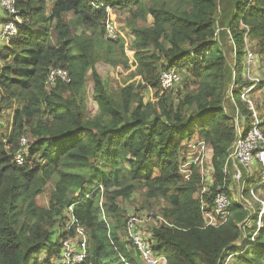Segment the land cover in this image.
Listing matches in <instances>:
<instances>
[{"label":"trees","instance_id":"1","mask_svg":"<svg viewBox=\"0 0 264 264\" xmlns=\"http://www.w3.org/2000/svg\"><path fill=\"white\" fill-rule=\"evenodd\" d=\"M20 3L24 25L6 44V53L0 41V264H53L71 215L89 236L83 264H144L140 254L135 252L139 263L133 258L135 250L119 237V227L110 225V215L121 220L117 200H129L140 188L147 198L167 204L160 209L159 225L144 226L154 254L165 257L166 264H224L226 252L235 251L233 245L243 239L241 226L250 217L247 233L258 231L256 244L233 262L264 264V223L259 229L257 215L233 201L228 222L215 228L205 227L201 210L203 201L213 205L221 190L228 193L223 168L236 137V106L252 121L241 92L256 82L243 77L244 64L242 72L238 69L249 52L258 58L251 74L259 77L264 70V0L230 5L231 19L222 36L232 38L233 68L219 44L221 0H50L49 12L45 0L38 5L18 0L16 8ZM108 8L129 12L136 20L152 19L147 28L133 26L136 83L117 95L108 89L97 63L105 59L129 67L128 58L119 41L121 50L107 47L105 53L94 44L96 36L107 32ZM251 40L257 41L258 52L245 48ZM149 45L155 52H145ZM172 69L182 73L180 86L163 89L161 75ZM87 76L98 108L92 117L79 101ZM257 79L250 95L264 89V78ZM227 98L233 106L230 116L224 108ZM195 138L211 150L214 172L211 194L198 199L197 169L192 167L187 183L179 171L184 143ZM18 153L22 164L15 160ZM91 174L97 185L85 195ZM73 191L78 193L74 200ZM245 196L250 197L249 191ZM44 197L47 205L40 204ZM44 251L49 256L39 262Z\"/></svg>","mask_w":264,"mask_h":264},{"label":"built area","instance_id":"2","mask_svg":"<svg viewBox=\"0 0 264 264\" xmlns=\"http://www.w3.org/2000/svg\"><path fill=\"white\" fill-rule=\"evenodd\" d=\"M8 1L11 2L12 7H10V12L13 13V9L16 8V4L14 5V0ZM109 10L111 9L108 8L107 13ZM12 18L8 19V24L5 26L3 36H1L2 41L7 40L4 42H9L11 39L17 37L18 27L19 25H23V23L18 20V17L14 20H12ZM114 30L115 28L113 25L106 22V31L109 38H116L117 33L114 32ZM248 55L249 57L247 58V65L245 67L243 77L256 83L245 88L241 92V99L244 103L246 102V104L249 105V110L252 112V121L249 123L248 116L243 114L239 107L236 106V102L234 101V97L230 91L229 97L236 106V113L234 115L236 137L228 152L223 168V187L224 189H227L228 193L221 190L216 195L213 205H209L204 201L202 202L201 210L203 211V217L206 222L205 227L219 228L228 222L231 216L230 209L233 204L231 196L236 195L231 192L234 187L237 188L238 192L235 202L245 206L249 211L254 210L253 208H250L249 202L245 205L239 201L240 197L245 196L246 191H248V184L254 185L255 187L252 190H249V194L253 197H255L254 194L257 195L260 191H264V134L261 130L262 120L259 111L256 110L251 100L248 99L249 95L253 92L254 87L259 83V81L258 79L253 78L251 74V65L252 63H255V60L253 59L254 56L249 52ZM60 76L65 81H70L66 73H61ZM235 77L236 72L234 71L233 84ZM180 80L181 77L177 69L166 71L161 75L162 88L166 90L172 89L180 82ZM24 145H26V139H23V146ZM188 147V153L191 155L198 154V157L193 160L191 155H187L180 166V172L187 165H191L190 169L187 171V173L191 176L192 167L200 161L201 172H198L199 176L201 175L200 179L205 180L208 183H213L214 172L212 167L211 150H209L204 141H193L188 144ZM15 160L18 164H22L24 162V157L21 153H18L15 156ZM184 163L186 166H184ZM259 202L260 207L262 208L263 206L264 209V202ZM263 209L262 211L264 212ZM252 215H254V213H252ZM263 216L264 213H261L260 216L257 215V225L259 229L262 228L261 222ZM151 220V216L142 218L135 214L129 215L125 222L124 237L134 250L140 254L144 264H166L167 260L165 257L156 256L154 254L151 242L149 241L151 234L144 230V226L151 222ZM247 227H251V217L241 226L243 239L239 243L233 245L232 249L235 251L226 252L224 256V264H229L234 257L244 254L250 249V247L256 244L255 239L258 231L248 235ZM65 233L67 234V237L62 242L60 257L52 260V263L83 264L89 253V236L86 229L73 215H71V220L68 222ZM123 261L125 264H128L127 261Z\"/></svg>","mask_w":264,"mask_h":264},{"label":"rangeland","instance_id":"3","mask_svg":"<svg viewBox=\"0 0 264 264\" xmlns=\"http://www.w3.org/2000/svg\"><path fill=\"white\" fill-rule=\"evenodd\" d=\"M17 1L18 0H14V5L16 4L17 7ZM43 0H33V2L35 3V5H38V3H41ZM46 3V9L47 12L50 11L51 7H50V0H45ZM222 2H224V5H221V11L222 14L224 13L222 9H224V7H226V13H224V15H222L220 12H218L220 20H219V30H218V38L220 40V47L221 49L224 51L225 55H226V59L228 62V66L233 68L234 64L236 63V58H235V52H234V47H233V43L231 41V36L228 34L227 37L225 38L224 36H222V32L223 29L227 28V25L229 24V20L231 19L230 16L231 14H228L230 5L232 4V1H236V0H221ZM3 4V6H2ZM20 8H14L13 9V13L10 12V7L11 6V2L8 0H0V41H2L1 36H3L4 33V29L5 26L8 24V19L12 18V20L16 19L18 17V20L21 21L24 25V19L21 16V11H22V7H21V3L19 4ZM4 7V8H3ZM70 17L74 18V16L72 14H70ZM110 17V18H109ZM108 24L113 25V27L115 28L114 32H116V38L112 39L109 38L107 36V32L105 33V35H98L94 38V44L96 49L101 52V53H105L104 50L109 47L110 49L114 50L116 49L117 51L121 50L123 47V51L126 55V57L128 59H126L127 61V65L129 67H126L125 64H113V63H109L106 62L105 59H101L98 61L97 63V67L99 70L100 75H102L108 89H110L112 94L117 95L119 92V89L124 88L126 85H129L131 83H136V77H134V73L136 72V66H135V54H133L132 52V47H135L137 45L136 42V37L133 33L134 31V27H149L152 23V19L150 16H148L146 19H144V21H142L141 19L136 20L134 19L129 12L126 13H120L118 10H109L108 11V19L106 21ZM228 22V24H227ZM81 28H84L81 26ZM220 31V32H219ZM77 33H79V35L82 34L83 30H76ZM2 33V35H1ZM7 41V40H3L2 42ZM116 41V42H115ZM120 42V44L122 45V47L120 46V44H117V42ZM118 42V43H119ZM9 42H4V48L1 49V51L3 53H6L5 49H6V44ZM252 46L256 49V51L258 52L259 49V45L257 44L256 40H251L248 41V46H245V48ZM111 50V51H112ZM145 52H155L154 47H152V45H149V48L147 51ZM249 57L248 54L245 55V57L242 56V60H241V66L238 69L239 72H242V65L244 64V66L246 67L247 65V58ZM244 58V59H243ZM255 59V63H252L253 65V71L255 70L256 66H257V61L258 58L256 56H254ZM1 64V63H0ZM260 72V79L264 78V70L261 71L259 70L258 73ZM61 73H64L62 71H59V75H61ZM179 73V72H178ZM181 73V72H180ZM182 75V73H181ZM180 75V77H182ZM184 75V73H183ZM61 77V76H60ZM253 78L257 77V74H253L252 75ZM256 78V79H257ZM264 80V79H263ZM86 86L83 89V92L81 93V98H80V104L83 107L84 111L86 112L87 116L92 117L94 115H96V113L98 112V108H97V104L95 102V100L93 99V86H92V80L90 77H86ZM181 81V80H180ZM181 83V82H180ZM176 85L180 86L179 83H177ZM177 86V87H178ZM149 94L147 95V100H149ZM240 96V95H239ZM230 98V97H229ZM250 98L255 102V104L258 107V111L260 113L261 118L264 120V89H261L255 93H253L252 95H249L248 99L250 100ZM146 100V101H147ZM246 103V102H245ZM232 104L229 102L228 98L225 101V111L227 115H231V109H232ZM6 112H8V110H6ZM13 112H11V114L13 115ZM7 115V113H6ZM5 115V116H6ZM4 119L1 117V121H3ZM6 131V130H5ZM25 139V138H23ZM23 139L21 140V146L23 147ZM27 141V140H26ZM193 141H198L196 138ZM192 142V141H191ZM190 142L187 141L184 143L185 145V151L183 152L184 156L187 157V155H191L188 153L189 147L188 144ZM192 159L195 160L198 157V154H193L191 155ZM184 166L185 163H184ZM199 166V167H198ZM191 165H187L184 169H182V171L180 172V175L183 177L184 179V183H187L190 179V174L187 173L188 169H190ZM194 167L197 169L198 172H201V165H200V161L197 162V164L194 165ZM68 170H70L69 167H67ZM180 171V169H179ZM201 178V175H200ZM213 183H208L205 180L200 179L199 183H198V187H197V191L195 192L194 198L198 199V198H202L206 195L211 194L212 192V186ZM97 185V181L95 178L94 174H91L90 176V180L85 188V190L83 191V194L88 195L89 191L93 190L95 188V186ZM255 188L254 185H250L248 184V191L251 189ZM233 193H235L238 196V192H237V188L234 187L233 190L231 191ZM251 193V192H250ZM236 195H232L231 199L232 202L236 201ZM105 196V195H104ZM255 197L251 196L247 198L245 196H241L239 201L242 204L247 205V202H249L250 204V208H253L254 210H251L252 213H254V215H258L260 216L261 213H264L262 211V208L260 207V202H264V192L260 191L259 194H254ZM78 197V193H75L74 191L72 192V199H76ZM107 198L103 197V203H106ZM118 205H119V214L121 215V220L120 222H117L114 219V216L110 215L111 221H110V225L111 228H115V227H119L118 228V232H119V237L121 236V239L123 241H125L124 238V228H125V221L127 219V217L129 215L135 214L141 217H147L152 216V222H155V225H152L151 223L146 225L145 228H147V230L154 228L156 225H159L162 219V215H161V207H165L167 204L166 202H158V200L155 199H149L146 197L144 191L140 188L134 191V195L129 199V200H123V199H118L117 200ZM40 204L42 205H47L48 204V199L46 197H44L41 201ZM212 207V206H210ZM261 208V209H260ZM264 210V209H263ZM263 221L261 222V225L263 227ZM68 225V223H67ZM64 229V226L62 227V231ZM64 231H66V229H64ZM249 232L251 233V229L249 230ZM57 238L55 240H58L60 233L57 232ZM249 235V233H248ZM151 240V237L149 238V241ZM126 242V241H125ZM129 244V243H128ZM130 245V244H129ZM131 248V247H130ZM136 251L131 250V253L133 254V258L138 261V263L140 262L139 256L135 253ZM49 254L47 253V251H44V253L39 256V262H44L47 258H48ZM55 259V258H54ZM229 264H237V262H233V259L229 262Z\"/></svg>","mask_w":264,"mask_h":264}]
</instances>
